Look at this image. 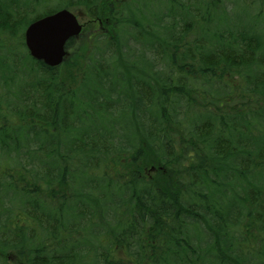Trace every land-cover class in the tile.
<instances>
[{"label": "trees", "instance_id": "1", "mask_svg": "<svg viewBox=\"0 0 264 264\" xmlns=\"http://www.w3.org/2000/svg\"><path fill=\"white\" fill-rule=\"evenodd\" d=\"M259 1L221 28V0H168L184 27L161 34L138 0H0L1 262L264 264ZM61 8L128 36L114 26L81 65L48 67L23 31Z\"/></svg>", "mask_w": 264, "mask_h": 264}, {"label": "rangeland", "instance_id": "2", "mask_svg": "<svg viewBox=\"0 0 264 264\" xmlns=\"http://www.w3.org/2000/svg\"><path fill=\"white\" fill-rule=\"evenodd\" d=\"M126 0H109L110 3V7L112 9V11H114L115 9H119L123 2H125ZM195 0H178L179 3H181L182 5L186 4V3H192ZM217 1V0H216ZM259 0H221V3H223L222 5H220V8H217L218 11L216 12V14L213 17L218 18L219 16L222 17L220 18L219 22L222 24L221 28H224L225 25H227V21L232 22L237 21V20H245L247 18V15L250 14V12L252 13L253 11H255V9H257L258 5H256L255 3H258ZM168 0H138V2L131 4L130 6H132V8L137 7L138 11H144L146 9V7L148 9H152V7L154 9H156L154 12L156 14V16L158 14H161L160 19L156 24L160 26H162V28L167 24H171L174 20L175 21H180V24L177 25L178 29L180 30L182 28V26L184 27L183 23L185 22L183 16H180L175 13V16H172L171 19L169 17L166 16V7H164L167 4ZM220 3V4H221ZM259 4H261V1H259ZM232 5V6H231ZM228 11L225 14V11ZM250 10V11H249ZM222 11L224 12V14L222 13ZM73 14L76 15L77 20L79 22V24L81 25V31L80 33L73 38V43L71 48L67 49V52L70 53V55L67 53L65 60L62 62L63 68L64 69H71V64L72 63H77L78 65H81L82 63V58L81 56L84 54V52L82 53L81 50L84 48L85 52L87 50L88 45L90 44V41L95 38L96 36H99L100 34H106L111 31L109 30V28H114V31L117 32L119 35L122 33V36L126 37L128 35L125 36V30L124 28H119V21H116L117 23H114L113 21H115L114 19H112L109 16L104 17L103 22L102 21H98V20H92L90 19L83 10H72ZM112 13V12H111ZM112 16L113 13H112ZM182 18V19H181ZM189 23L190 24H194L193 25V29L191 30L190 34L192 36H197L198 34V26L196 25L195 21H186V24ZM116 24V25H115ZM220 24V25H221ZM224 24V25H223ZM210 27L212 28L213 24H209ZM231 25V24H230ZM187 26V25H186ZM164 31H161V34H165L166 29L163 28ZM168 34L170 33L169 30L167 32ZM166 33V34H167ZM176 33V31H175ZM102 38V37H101ZM95 46V45H94ZM93 48V44L90 48V50ZM20 50H22V48H20ZM23 51V50H22ZM88 52V51H87ZM93 53V52H91ZM88 54V53H87ZM137 54H139V51L137 52ZM77 57V58H76ZM76 58V59H75ZM142 66V65H140ZM143 67V66H142ZM3 71H5V74H10L9 71H7L5 68L2 69ZM78 73L79 70H72L70 72V77L71 79H73L75 82L77 81L78 78ZM2 75V76H1ZM3 73L0 71V78L3 76ZM17 79V77H15ZM29 79V78H28ZM70 83V79L67 80ZM95 85L91 86L90 88L93 89ZM51 198L47 197V200L50 201ZM9 260V264H17L15 261H13V257L11 255H8ZM87 259V257L85 258ZM0 264H5L4 262L0 261Z\"/></svg>", "mask_w": 264, "mask_h": 264}, {"label": "water", "instance_id": "3", "mask_svg": "<svg viewBox=\"0 0 264 264\" xmlns=\"http://www.w3.org/2000/svg\"><path fill=\"white\" fill-rule=\"evenodd\" d=\"M81 31L77 17L63 8L30 22L23 31L29 55L48 67H56L66 56L67 41Z\"/></svg>", "mask_w": 264, "mask_h": 264}]
</instances>
